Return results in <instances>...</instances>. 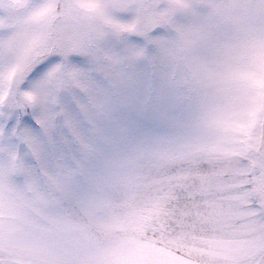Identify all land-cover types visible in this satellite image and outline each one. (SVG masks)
<instances>
[{
    "label": "snow or ice",
    "instance_id": "6c2138e0",
    "mask_svg": "<svg viewBox=\"0 0 264 264\" xmlns=\"http://www.w3.org/2000/svg\"><path fill=\"white\" fill-rule=\"evenodd\" d=\"M0 264H264V0H0Z\"/></svg>",
    "mask_w": 264,
    "mask_h": 264
}]
</instances>
